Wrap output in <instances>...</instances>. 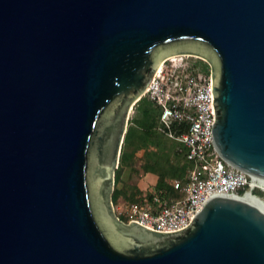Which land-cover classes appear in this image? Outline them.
<instances>
[{
  "label": "water",
  "instance_id": "1",
  "mask_svg": "<svg viewBox=\"0 0 264 264\" xmlns=\"http://www.w3.org/2000/svg\"><path fill=\"white\" fill-rule=\"evenodd\" d=\"M175 54L209 63L220 155L264 177V0H0V264H264L242 198L175 231L114 211L129 112Z\"/></svg>",
  "mask_w": 264,
  "mask_h": 264
},
{
  "label": "built area",
  "instance_id": "2",
  "mask_svg": "<svg viewBox=\"0 0 264 264\" xmlns=\"http://www.w3.org/2000/svg\"><path fill=\"white\" fill-rule=\"evenodd\" d=\"M182 66L181 69L171 65L165 71L164 67L156 70L143 95L147 94L161 107L160 119L166 133L183 145L185 157L191 162L185 182L172 180L183 196L158 208L137 200L121 207L113 205L114 211L127 214L128 221L158 231L182 229L212 196L222 194L242 198L247 192L258 196L253 191L264 187L260 176L228 163L214 145L210 72L208 75L195 73L188 64ZM172 121L184 123L185 129L175 132L171 128ZM154 200L158 201V197L154 196Z\"/></svg>",
  "mask_w": 264,
  "mask_h": 264
},
{
  "label": "trees",
  "instance_id": "3",
  "mask_svg": "<svg viewBox=\"0 0 264 264\" xmlns=\"http://www.w3.org/2000/svg\"><path fill=\"white\" fill-rule=\"evenodd\" d=\"M198 60L200 63H197L195 61L188 63L189 69L195 73H202L208 75L210 72L209 64L203 59H198ZM134 105H135L136 113L131 118H128V126L126 128L123 137L124 145L126 144L128 146L130 144H133L134 150L139 148H145L148 146H153L162 150L164 149V151L166 152V150H168L167 149L168 145L163 140L162 136L171 139L173 144H171L169 149L173 150L178 155H181L184 159V163L180 167V172H179V175L181 177H176V179L178 178L182 182H185L187 169L191 166V162L187 160L185 157V149L183 148V145L180 142H178L176 139L169 137V135L166 133L165 127L160 119L161 107L146 95L141 96ZM157 127L159 130L157 129ZM171 128L175 132H179L185 129V124L182 122L172 121ZM126 157H128V153L122 150L120 154L119 165L124 163ZM167 157L168 156L166 154L165 158ZM119 165L117 168H119ZM119 178H120V171L119 169H116L115 178H114L115 183L119 180ZM161 183H162V176L158 174V180L156 183L157 190H153L145 194L144 198L133 197L130 198L128 201H124V202H120L119 200V197L122 194V189L118 186H115L111 194L112 203L114 204V206L119 205L121 203H123V205L125 206L130 201L137 200V201H146L147 203L158 208L164 203L165 204L169 203L171 200L178 199L183 196L182 191L173 186V182H171L170 188L162 186ZM176 192H177V196L172 197L171 195H173ZM154 196L158 197V201L154 200ZM116 214L119 216L120 219L124 221H128V216L125 212L116 211Z\"/></svg>",
  "mask_w": 264,
  "mask_h": 264
},
{
  "label": "rangeland",
  "instance_id": "4",
  "mask_svg": "<svg viewBox=\"0 0 264 264\" xmlns=\"http://www.w3.org/2000/svg\"><path fill=\"white\" fill-rule=\"evenodd\" d=\"M198 59H203V58L193 54L192 55L175 54V55H171V57L167 58L165 61H162L158 65V67L159 66L164 67V71L166 67H171V65H174L178 69H181L183 68L182 65H187L190 62L195 61L197 63H200ZM145 95L148 96L147 94ZM135 113H136V109H135V105H133V107L129 112V118H131ZM162 137L163 140L168 145L167 146L168 150H166V152L164 151V149L162 150L153 146H148L145 148H139L134 150L133 144L127 146L126 144L124 145V142L122 141L120 154L122 150L126 151L128 153V157H126L124 163L119 165V161H120V154H119V160H118L119 168H117L118 166L115 168L114 178H115L116 169H119L120 171V178L116 183L114 179V185H113V187L118 186L122 189V194L119 197L120 202L128 201L130 198L133 197L144 198L145 194L149 193L150 191L157 190L156 183L158 180V174L162 176V183H161L162 186L168 188H170L171 182L174 178L181 177L179 175V172H180V167L184 163V159L181 155H178L176 152L169 149L171 144H173L171 139L165 136ZM166 154L168 156L167 158H165ZM253 192L258 193L259 194L258 196L264 198L263 189H256ZM171 196L176 197L177 192ZM121 206H124L123 203L119 204V207Z\"/></svg>",
  "mask_w": 264,
  "mask_h": 264
},
{
  "label": "bare ground",
  "instance_id": "5",
  "mask_svg": "<svg viewBox=\"0 0 264 264\" xmlns=\"http://www.w3.org/2000/svg\"><path fill=\"white\" fill-rule=\"evenodd\" d=\"M161 68V66L158 67L157 71ZM262 180L264 181V177H261ZM264 189V187H263ZM243 200L251 203L252 205L256 206L257 208H259L263 213H264V198L260 197V196H255L252 194H249V192H247L243 197Z\"/></svg>",
  "mask_w": 264,
  "mask_h": 264
},
{
  "label": "crops",
  "instance_id": "6",
  "mask_svg": "<svg viewBox=\"0 0 264 264\" xmlns=\"http://www.w3.org/2000/svg\"><path fill=\"white\" fill-rule=\"evenodd\" d=\"M178 179V178H177Z\"/></svg>",
  "mask_w": 264,
  "mask_h": 264
}]
</instances>
